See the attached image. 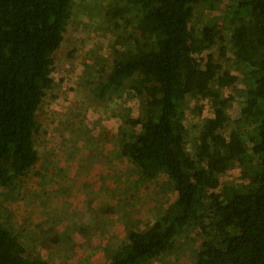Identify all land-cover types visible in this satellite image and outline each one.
Masks as SVG:
<instances>
[{"label": "trees", "instance_id": "1", "mask_svg": "<svg viewBox=\"0 0 264 264\" xmlns=\"http://www.w3.org/2000/svg\"><path fill=\"white\" fill-rule=\"evenodd\" d=\"M200 1L126 0L111 12L128 41L115 48L93 93L101 100L139 97L140 112L126 121L135 131L121 130L119 153L143 178L167 175L175 193L151 226L129 231L111 264H150L190 227L200 243L195 264H264V0H233L222 9L228 40L214 25L194 23ZM74 2L0 0V197L22 186L39 161L36 114L55 84L54 53ZM216 44L220 59L232 53L245 85L237 126L227 135L232 97L222 90L239 76L222 72L211 51ZM188 95L209 99L214 110L194 153L185 143ZM233 162L245 189L222 186L220 175ZM0 264L53 263L26 256L22 240L0 222Z\"/></svg>", "mask_w": 264, "mask_h": 264}, {"label": "rangeland", "instance_id": "2", "mask_svg": "<svg viewBox=\"0 0 264 264\" xmlns=\"http://www.w3.org/2000/svg\"><path fill=\"white\" fill-rule=\"evenodd\" d=\"M125 1L75 0L64 40L54 53L55 84L36 114L39 161L22 186L8 194L3 191L0 197V222L22 240L28 257L41 256L53 264H111L129 231L147 229L175 200L167 175L143 178L119 153L121 130L135 131L126 121L140 112L139 97L113 93L101 100L93 93L95 83L113 66L115 48L128 41L111 13ZM232 3L201 0L194 23L214 25L228 40L222 9ZM211 51L222 72L239 76L235 86L222 90V97H232L227 109L230 121L223 130L227 135L237 126L245 85L232 53L220 59L217 44ZM213 113L209 99L187 96L185 143L191 153ZM220 179L222 186L247 188L236 162ZM199 244L190 227L173 251L150 264H195Z\"/></svg>", "mask_w": 264, "mask_h": 264}, {"label": "crops", "instance_id": "3", "mask_svg": "<svg viewBox=\"0 0 264 264\" xmlns=\"http://www.w3.org/2000/svg\"><path fill=\"white\" fill-rule=\"evenodd\" d=\"M96 187V186H95Z\"/></svg>", "mask_w": 264, "mask_h": 264}]
</instances>
